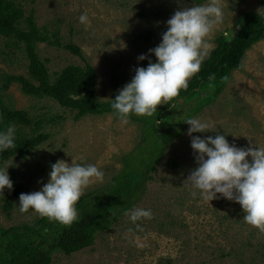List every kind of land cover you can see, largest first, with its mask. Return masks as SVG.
<instances>
[{"label":"rangeland","instance_id":"1","mask_svg":"<svg viewBox=\"0 0 264 264\" xmlns=\"http://www.w3.org/2000/svg\"><path fill=\"white\" fill-rule=\"evenodd\" d=\"M14 2L26 17H34L38 29L45 27L51 34L58 31L62 43L74 44L82 50L84 60L60 47L38 42L37 54L52 76L68 65L84 66L88 62L96 70L98 100L106 102L131 82L135 69L144 61L139 60L141 55L158 62L149 50L162 43L167 21L177 10L206 5L210 0ZM221 3L223 20L209 37L211 52L218 36L238 30L235 21L239 16L262 10L257 0H221ZM85 13L88 24L79 20ZM21 43L18 39L0 37V100L12 111L26 112L32 122L29 126L11 124L14 139L32 133L35 137L47 135V139L25 156L0 162V169L8 168L13 183L11 190L5 188L0 192V224L4 228L32 223L40 216L32 209L27 213L20 211L15 184L23 186V193L40 191L49 182L52 164L59 160L71 164L74 160L82 166L95 165L104 173L102 182L94 179L84 190V194L88 193L107 184L121 170L120 158L132 152L141 140L139 124L129 119L126 124L115 115L76 120L72 111L61 108L53 99L24 94L19 84L4 89V76L28 77L29 61ZM114 72L118 76L116 81ZM193 104L179 108V103H172L171 108L178 107L175 115L182 118L185 108ZM193 118L210 125L207 133L194 136L203 139L219 133L239 148L249 147V140L264 147V40L247 51L242 69L232 73L216 102ZM189 127L174 147L167 149L147 183L143 199L135 207L150 209L153 218L133 223L126 215L98 235L91 248L72 255L56 253L52 264H264V233L243 221L241 206L220 194L213 201L204 200L199 190L184 183L198 166ZM170 158L178 163L176 169L167 165ZM193 191L197 193L195 197ZM7 202L13 204L9 210Z\"/></svg>","mask_w":264,"mask_h":264},{"label":"trees","instance_id":"2","mask_svg":"<svg viewBox=\"0 0 264 264\" xmlns=\"http://www.w3.org/2000/svg\"><path fill=\"white\" fill-rule=\"evenodd\" d=\"M194 1L201 3L205 0ZM257 1L264 9V0ZM235 26L238 28L236 32L216 38L215 49L203 61L201 70L189 80L187 89H182L164 107H158L152 116L129 115L128 119L141 128V140L132 152L120 158L122 168L107 184L82 195L76 205V221L64 225L39 216L32 223L10 228L0 224V264H52L56 253L72 255L91 248L98 235L110 230L126 216L125 212L137 206L167 149L174 147L175 141L189 126L186 120L216 102L232 73L242 69L247 51L264 40V11L242 14L236 19ZM0 37L22 42L29 61L28 77L6 75L4 89L19 84L24 94L53 99L61 108L72 111L76 120L87 116L119 117L111 107L112 100H98L96 70L88 62L84 66L68 65L52 76L37 54L38 42L60 47L84 60L82 50L74 44L62 43L58 31L51 34L45 27L38 29L34 17H26L14 0H0ZM148 64L149 59H146L141 67L146 68ZM113 80H118L115 72ZM190 102L194 104L185 108L182 118L175 115L180 107ZM172 103H179V108H171ZM14 123L29 126L32 122L26 112L12 111L0 100V132ZM36 125L41 127L40 122ZM31 135L14 139V148L0 151V162L25 156L47 139V135ZM167 165L172 169L178 167L174 158H170ZM14 187L15 196H20L23 186L17 183ZM6 205L8 210L13 207L11 202Z\"/></svg>","mask_w":264,"mask_h":264},{"label":"clouds","instance_id":"3","mask_svg":"<svg viewBox=\"0 0 264 264\" xmlns=\"http://www.w3.org/2000/svg\"><path fill=\"white\" fill-rule=\"evenodd\" d=\"M79 20L82 24L90 23L86 13ZM222 20L221 0H210L206 5L186 7L174 13L167 21L162 43L149 50L158 62L149 61L146 68L135 69L131 82L112 100L111 107L123 123H128L133 113L152 116L160 105L187 89L189 80L201 70L210 54L213 46L208 42L209 37ZM145 59L144 55L139 57L141 61ZM185 123L190 126L188 135L198 166L184 183L199 190L204 200L213 201L220 194L235 201L243 210V221L264 233V147H257L249 140V147L239 148L219 133L202 139L193 134L207 133L208 123L197 118H189ZM14 132V127L0 132V151L15 147ZM51 169L49 182L42 190L20 194V211L27 213L32 209L41 217L70 225L78 219L76 205L84 190L94 179L102 182L104 173L95 165L82 166L74 160L71 164L59 160ZM5 188H13L8 168L0 169V192ZM192 195L195 197L196 191ZM125 215L133 223L153 218L150 209L142 208H134Z\"/></svg>","mask_w":264,"mask_h":264}]
</instances>
